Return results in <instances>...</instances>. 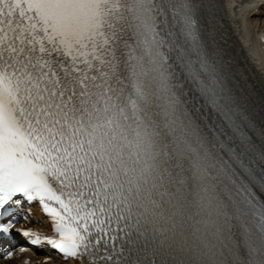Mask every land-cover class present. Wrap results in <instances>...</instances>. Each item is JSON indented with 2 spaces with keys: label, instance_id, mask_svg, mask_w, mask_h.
Segmentation results:
<instances>
[{
  "label": "snow or ice",
  "instance_id": "1",
  "mask_svg": "<svg viewBox=\"0 0 264 264\" xmlns=\"http://www.w3.org/2000/svg\"><path fill=\"white\" fill-rule=\"evenodd\" d=\"M206 7L0 0V243L19 232L76 264H264V108ZM22 201L55 237L14 229Z\"/></svg>",
  "mask_w": 264,
  "mask_h": 264
},
{
  "label": "bare ground",
  "instance_id": "2",
  "mask_svg": "<svg viewBox=\"0 0 264 264\" xmlns=\"http://www.w3.org/2000/svg\"><path fill=\"white\" fill-rule=\"evenodd\" d=\"M261 10H262V9H258L257 11L260 12ZM255 16H256V15H254V16L252 15V16H251V19H249L250 24H253V23H251V22H253V20H254V21L256 20V17H255ZM257 17H259V16H257ZM257 21H258V20H256V22H257ZM254 25H255V27H256L257 24L254 23ZM259 27H260L261 29H262V28L264 29V26H263V25H259ZM262 53H264V50H263ZM262 82H263V79H262ZM263 88H264V82H263Z\"/></svg>",
  "mask_w": 264,
  "mask_h": 264
}]
</instances>
